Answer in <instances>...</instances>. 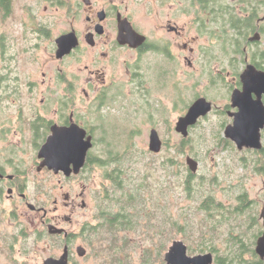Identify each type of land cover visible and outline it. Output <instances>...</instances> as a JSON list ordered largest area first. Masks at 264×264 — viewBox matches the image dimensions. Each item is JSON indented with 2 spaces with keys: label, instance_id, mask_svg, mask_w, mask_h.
Here are the masks:
<instances>
[{
  "label": "flooded vegetation",
  "instance_id": "flooded-vegetation-1",
  "mask_svg": "<svg viewBox=\"0 0 264 264\" xmlns=\"http://www.w3.org/2000/svg\"><path fill=\"white\" fill-rule=\"evenodd\" d=\"M50 2L59 18L39 30L46 45L36 61L52 64V74L44 71L39 79L25 81L19 77L3 92L13 100L25 96L33 100V112L28 116L20 106L12 115L15 126L9 120L1 131L0 264H46L49 259L60 260L66 250L67 264H97L94 256L104 252L98 250V243H89L85 223L78 233L68 229L73 214L88 209V185L81 182L82 191L73 196L65 191L63 181L86 178L105 161L96 149L101 139L110 144L99 136L104 130L99 118L107 114L126 116V130L134 127L159 134L173 130L182 136V142L172 146L186 153V184L191 185L201 160L183 145L192 141L196 130L210 132L209 145L222 155L223 178L219 182L215 177L222 186V199L208 188L201 209L219 227L239 231L225 233L233 242L231 248L226 246L227 254L215 248L208 252L217 263V257L264 263L257 250L264 235V0ZM62 37L66 51L59 55ZM199 99L208 108L184 136L177 131L178 123ZM73 125L86 130L85 139L91 137L92 146L81 170L68 175L45 165L40 150L54 128ZM161 139L163 150L168 143ZM189 157L198 162L196 172L187 163ZM172 162L177 173L179 161ZM49 175L58 178L54 183L58 186L36 182V195H44L32 198V177ZM54 189L62 195L51 208L46 199ZM67 208L70 212H63ZM75 235L84 238L93 252L84 244L75 245ZM49 239L57 251H51ZM79 247L85 248L83 254ZM46 248L50 253L44 255ZM110 251L114 256L129 254ZM188 253L196 255L189 247Z\"/></svg>",
  "mask_w": 264,
  "mask_h": 264
},
{
  "label": "rangeland",
  "instance_id": "rangeland-1",
  "mask_svg": "<svg viewBox=\"0 0 264 264\" xmlns=\"http://www.w3.org/2000/svg\"><path fill=\"white\" fill-rule=\"evenodd\" d=\"M50 3V0H11L7 9L0 8V148H2L1 139L3 138L1 131L4 126L8 125L9 120H13L12 115L17 109L23 106L28 116H32L33 112V100L27 96L21 98L20 101L13 100L6 97L7 95L3 92L10 90L19 77L25 81L30 77L39 79L44 71L48 74L49 70L52 74V64L42 66L36 61L38 56L40 58L43 56L46 45L45 41L39 38V30L50 26L49 24L53 26V21L59 18V15L50 7ZM137 121L139 122L140 119ZM12 122L15 126V121ZM99 122L101 128L104 129L99 136L100 138L104 136L110 144L101 139L96 151L104 160L110 159L109 155H112L118 160V164L116 162L106 163V165L101 163L100 167L93 174L86 175V178L63 181L65 191H71L73 196H76V192L82 191L81 182L88 185L85 195L89 204L88 209L77 210L73 214V222L68 225V229L78 233L81 224L89 221L97 223L99 192L103 193L105 186L109 183L106 174L117 165L133 169L134 175L149 174L150 180L159 186L158 192L156 190L157 196H159L160 203L167 204V209H165L167 214L162 215V221L159 216L158 225L142 227L132 235L130 245L125 250L129 252L127 256L126 254L114 256L108 249V241H102L99 236L93 237V241L99 245L98 250L104 252L103 255L94 256L93 259L97 264H107L105 259L110 260L108 264H146L147 257L152 258V264H166L164 255L174 240H183L188 245L191 254L203 253L201 251L214 252V248L219 250L220 254H227L229 248L226 246L231 248L233 242L227 240L225 233L229 236L230 230L234 228L232 231L238 232L239 228L219 227L213 220L211 221L206 211L201 209L202 198L208 188H214L217 197L222 199V186L215 180L216 177L220 182L223 178L222 155L218 151H213L215 147L209 145L210 132L196 130L192 133V141L183 145L184 150L194 153L201 160V168L193 180L194 188L190 192L187 190L188 175L183 164L186 153L176 152L172 146V143L178 140L181 143L179 138L182 139V136H178L173 130H161V137L168 145L161 152L155 153L149 149L151 131L134 130L132 129L134 127L126 130L128 122L126 116L107 114L101 116ZM123 155L126 157L122 158ZM212 156L215 158L214 162L211 161ZM173 159L175 162L179 161L177 173L173 167L175 164L172 162ZM39 181L46 182L50 187L58 186L54 184L58 183V178L54 176L32 177L30 194L34 199L44 195L43 193L36 195V182ZM59 192H61L59 189H54L53 193L48 195V199L45 198L51 208L54 207L53 200L59 199L60 194L62 195V192ZM192 193L197 197L191 198ZM66 211L70 212V208L63 210V212ZM154 223L156 224L155 221ZM83 239L75 235V245L84 244L89 251L93 252L92 246L90 247ZM50 244L52 245L51 251L58 250L54 245V240H50ZM38 247L42 249V246ZM45 250L44 255L50 253L47 248ZM109 253H111L110 256L107 255Z\"/></svg>",
  "mask_w": 264,
  "mask_h": 264
},
{
  "label": "trees",
  "instance_id": "trees-1",
  "mask_svg": "<svg viewBox=\"0 0 264 264\" xmlns=\"http://www.w3.org/2000/svg\"><path fill=\"white\" fill-rule=\"evenodd\" d=\"M9 2L10 0H0V8L7 9ZM109 156L110 159L103 161V165L115 162L118 164L117 159H114L112 155ZM125 157L126 155L122 156V158ZM132 170L129 167L117 165L106 174L109 183L105 186L103 193L99 192L97 223H85V230H87L85 233L90 240L89 243L92 244L93 237L99 236L102 241L112 243L109 250L125 251L130 245L133 234L142 227L158 225L159 216L162 221V215L167 214L165 210L167 204L160 203L157 196L159 186L150 180L149 174L134 175L135 171ZM186 186L187 190L191 191L192 185L187 183ZM151 205L153 207H150ZM217 261L221 264H264L262 261L257 263L255 260L243 257H217ZM145 263L152 264V258L147 257Z\"/></svg>",
  "mask_w": 264,
  "mask_h": 264
},
{
  "label": "water",
  "instance_id": "water-1",
  "mask_svg": "<svg viewBox=\"0 0 264 264\" xmlns=\"http://www.w3.org/2000/svg\"><path fill=\"white\" fill-rule=\"evenodd\" d=\"M59 55L63 54L65 49L64 37L59 39ZM208 106L204 103L203 99L197 100L189 109L188 113L181 117L177 131L184 136L188 135L187 128L189 125L194 124L196 120L204 115ZM86 130L80 128L78 125H73L69 129L54 128L52 135L48 138L47 142L40 150V157L45 160V165L55 171L63 170L68 175L72 171L78 173L84 165L88 150L92 146L91 137L85 139ZM233 138L237 139V134H233ZM163 141L157 130H152L150 133L149 148L155 153L162 150ZM189 167L193 171H197L198 162L189 157L187 159ZM74 169H71V165ZM54 228L53 226L51 227ZM58 232L57 229L52 230ZM80 253L85 252L84 247L78 248ZM258 252L264 257V235L259 240L257 246ZM67 250L65 255L60 260L49 259L46 264H67ZM166 264H219L215 262L214 255L211 252L190 255L188 253V245L183 240H174L165 254Z\"/></svg>",
  "mask_w": 264,
  "mask_h": 264
}]
</instances>
